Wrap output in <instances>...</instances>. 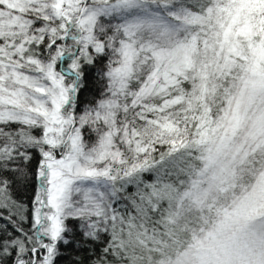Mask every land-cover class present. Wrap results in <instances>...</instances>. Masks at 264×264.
<instances>
[{
  "label": "snow or ice",
  "instance_id": "1",
  "mask_svg": "<svg viewBox=\"0 0 264 264\" xmlns=\"http://www.w3.org/2000/svg\"><path fill=\"white\" fill-rule=\"evenodd\" d=\"M0 264H264V0H0Z\"/></svg>",
  "mask_w": 264,
  "mask_h": 264
},
{
  "label": "trees",
  "instance_id": "2",
  "mask_svg": "<svg viewBox=\"0 0 264 264\" xmlns=\"http://www.w3.org/2000/svg\"><path fill=\"white\" fill-rule=\"evenodd\" d=\"M86 95H87V94H84L85 97H86ZM82 98H84V97H82Z\"/></svg>",
  "mask_w": 264,
  "mask_h": 264
}]
</instances>
